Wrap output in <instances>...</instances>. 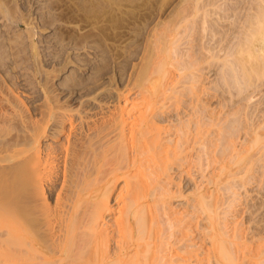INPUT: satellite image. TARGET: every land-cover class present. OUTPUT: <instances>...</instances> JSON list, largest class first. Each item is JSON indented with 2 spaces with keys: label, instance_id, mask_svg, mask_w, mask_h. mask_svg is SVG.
I'll return each mask as SVG.
<instances>
[{
  "label": "rangeland",
  "instance_id": "obj_1",
  "mask_svg": "<svg viewBox=\"0 0 264 264\" xmlns=\"http://www.w3.org/2000/svg\"><path fill=\"white\" fill-rule=\"evenodd\" d=\"M222 1L0 0L1 239L7 235L10 240V233L20 232L18 221L24 215L37 235H47L44 239L48 240L44 211L49 210L55 218L53 212L62 210L70 180L66 167L77 161V154L91 158L90 163L95 155L101 156L102 163L113 157L108 154L114 151L115 140L119 141L115 125L119 111L125 110L129 120L125 131L130 138V128L142 109L151 120L148 136L159 142L158 155L148 160L143 170L148 178L145 200L151 208L146 218L157 221L164 239L177 238L175 246L185 258L178 264H215L212 237L220 228L229 239L238 236L245 253L264 248V162L256 161L264 153V82L257 83L253 100L247 93L241 95L243 99L233 97L237 89L230 73H223L226 69L221 64L210 67L207 48L213 39L203 20L207 9H214L210 4H224ZM244 1L246 6L251 2ZM208 18L214 21L213 16ZM189 62H194L192 68ZM227 76L232 87L224 83ZM238 107L239 116L235 114ZM236 117L241 121L235 124L239 127L233 134L228 127ZM35 136L42 149L41 192L39 184L25 173L34 155L29 154L30 164L23 162L33 153L24 150H32ZM98 152H102L100 156ZM128 152L133 161L134 148L130 146ZM247 165L251 166L248 173L229 176ZM75 166L78 170L79 165ZM20 167H25V172ZM218 173L221 177L213 186L210 180ZM31 184L37 188L30 189L34 187ZM124 187L121 178L117 193L122 190L126 194ZM162 192L167 194L165 201L153 203ZM203 192L209 194L207 201L215 211L203 212L197 207ZM117 193L112 197L113 213L105 220L110 229L115 228L119 209L125 206ZM19 213L20 217L16 216ZM210 219L216 229L213 232H209ZM54 221L58 229L61 225ZM41 230L46 231L44 236ZM115 241L110 245L116 246ZM190 244L193 246L187 247Z\"/></svg>",
  "mask_w": 264,
  "mask_h": 264
},
{
  "label": "bare ground",
  "instance_id": "obj_2",
  "mask_svg": "<svg viewBox=\"0 0 264 264\" xmlns=\"http://www.w3.org/2000/svg\"><path fill=\"white\" fill-rule=\"evenodd\" d=\"M218 1H220L221 3L222 0H218ZM225 1L224 4L223 3L218 4L219 2L218 3L212 2L211 4L209 3L211 6H214V9L212 10L210 9L209 11L207 9L206 16L204 15L205 16L204 18L205 20H203L204 29L208 33L210 32L209 35H211L213 39V44L212 45L209 44L211 46L207 48V50L211 54L210 58L212 59L211 62H209V65H211L210 67L212 66L217 67L218 64H221V66L222 65L224 66V68L223 67L222 68L226 69L223 73L227 72L226 73L227 75L230 73L229 75L231 76L230 79L232 78L231 79L232 82L228 78L229 75L227 76L228 79L224 78L223 80L225 81L224 83L231 82L232 85L233 83L235 84L237 90H235V92H232L233 97H238L243 95V93H247L246 96L249 97L250 100L251 99L253 100V96L251 95L255 94V92L257 91L256 88L259 87L258 86L259 81L260 83L264 82L261 81L264 78V0H251V2L247 1L248 3L247 6L244 3L246 1L244 0H243L244 2L241 0L240 1L237 0L238 2H235V0H227V2ZM200 7L199 8L197 7L196 9L198 12L201 10ZM243 9L247 10V12L244 11L245 12L244 13ZM214 14L218 15L217 16L218 19L215 18ZM209 16H213L214 17L213 20L215 22L210 20L208 18ZM209 21H212L211 23H213L211 28L209 26ZM193 66H194V62L188 64L189 68L190 67L192 68ZM222 68L220 70H222ZM192 78H194V76ZM194 79H196V81H199V79L196 77ZM196 81H194V83ZM195 86L196 85H194V87ZM219 87L225 88L222 86ZM235 104L236 103H234V105ZM251 107L252 106L250 105L249 108ZM239 108L240 107H238L237 113L235 111V114L237 115L238 113H240ZM124 111L125 110L119 111L120 117L117 118L118 120L116 121L115 124L119 129V134H118L119 141L117 140L116 142L115 140V144L113 143L112 145L113 146L112 149L114 151H117L118 154L115 153L113 154L114 151L112 153L109 152L108 155L112 154L113 156V157H111V155L108 156L111 157L112 159L109 161L108 160L109 158L107 157L106 154L107 152L105 150L106 155L104 154L103 155L104 157H107L106 162L109 161L108 164L106 162L102 163L103 160L101 161V156H100L102 152L99 153L100 151L98 152L100 158L98 159L95 155L94 160H92L91 163H90L91 158L90 160H88L77 154L76 155L77 161H75V163L76 165L77 164L79 165V167H77L79 169L78 170L76 169L74 162H72L70 168L66 167V171L70 172L67 173L66 176L70 175L69 178L70 180L66 179L67 182L68 181L69 182L68 185L66 184L65 187L66 188L65 202L62 203V207H63L62 210H60V212L56 211V213L55 211L53 212L54 214L53 217L55 218L51 217L52 213H50L49 210L44 211V215L46 214L45 212H47V216L44 218L46 219L47 225L46 224L45 225L47 226L49 233L48 240L44 239L47 236V235L44 236V233L46 231H44V233L43 230H41L42 232H39L41 234L43 233L44 236L43 238L38 236L35 228L32 225L27 224L29 223L27 222V220L29 221V219L25 221L26 218L23 217L24 216L23 213L21 214L23 215L22 217H20V213H19L16 215L20 217V218L18 217L19 221L17 219L16 220L19 223L18 227L21 229L20 232L18 234L10 233V235H8V236L13 235L11 238L18 237V239L15 238L13 241V239L10 238L9 240L7 235L5 236L6 238L2 236L3 239H1L0 237V264H178L179 261L185 260V258L182 257L183 255L180 254V252L178 251V249L181 248H177V246H175L177 244L175 243L176 242L175 240H177V238H175L173 241L168 240L166 238L164 239V237L160 234V227L159 225H157V221L154 220L149 221L146 218L147 213L149 211L151 212V208L149 205L150 201L146 202L145 200L146 193L144 189L146 186L145 183L148 180V178H147V173H143L144 172L143 170H146L145 169L146 162H148V160H150L151 158L152 159L156 158V156L158 155L156 145L159 144V142L155 140L154 137L150 138L148 136V133L150 132L149 129L151 128L150 125L151 120L149 114L147 113L148 111L146 110L143 111L142 109L138 111L139 114L137 115V117H135L134 123L130 128L131 129L130 138L128 137V134L125 131L127 126V121L129 120L125 118L126 113H124ZM251 116L249 115L248 118L250 117L249 119H251ZM240 121L241 119L239 117H236L235 120L231 121L232 125L231 123H229L230 126L228 128H230L231 133L233 132L234 134L235 129L239 127V126L236 127V125H238ZM130 129L128 128V130ZM253 132L255 133L256 136H259L257 127H254ZM257 140L258 139L256 137L255 141ZM32 142H33L32 150H30L29 148L28 150L25 149L24 152L33 151V153L29 152L28 155L31 153L30 155L31 156L34 155V157H31L29 155L27 156V160L26 159L23 160V162L27 161L26 162L27 164L31 163V165H29L30 167L28 166L26 167V169L30 170L29 172H31L32 176L30 175V173H27V170L26 172L24 171L25 167H23L24 169L21 168L23 163L20 169H22V172L26 173V176H29L30 178L33 177L32 182L34 181V183L39 184L37 185V187L41 192V188H42L41 180L43 177L41 176V172L43 171L41 170L40 167L41 166L40 163L42 161L41 160L42 149L40 146V138L39 139L37 138L35 141L33 139ZM15 144L16 143H14V145ZM130 146L131 148L133 147L135 151V155H134L135 158L133 159V161H130L131 158L129 159L128 156L129 155L128 150ZM107 151H111L110 148H107ZM164 152L166 153V151ZM28 157L33 158V160L30 158V160H32L30 161V163H28V159H29ZM260 160L264 162V153L258 159H256V161H260ZM157 161L158 160H156L154 163L155 164L158 163ZM251 161L252 160L249 159L248 164H250ZM69 163L71 164V162ZM106 165L107 167H105ZM133 167H135L134 170H137L136 172L132 170ZM250 170H251L250 165H247L244 168L239 167L238 169H235V171L232 172L230 171L231 173L229 176L237 177L241 174L243 175L245 172L248 173ZM18 171L21 172V170ZM222 171L224 170L222 169ZM22 172L19 173L21 177H23V175H21ZM153 173L155 174V171ZM26 176L24 177L27 178ZM220 177L221 174L219 173L213 176L212 181L210 180L213 186H215V184L219 182L218 180L220 179ZM121 178L124 179V185H125L124 191H126V194H122L121 192L123 190L122 187H121L122 190L119 193H117L118 191L117 184ZM20 180L23 181L24 178ZM262 180H263L262 188H264V179ZM26 181L31 183V179L30 181L28 180ZM26 181L24 182L26 183ZM28 185L30 184L28 183ZM233 185L236 186L235 184ZM31 186L34 187L33 188L30 187V189L37 188L33 184H31ZM115 192L117 193V198L118 196H121L122 200L125 203L124 204L125 206L123 205L124 207H121L119 209L121 216L116 219L114 224L112 223L113 225H116L115 228L112 227L110 229L105 227L106 224L105 220L108 215L113 213L114 208L112 204V197ZM159 194L160 196L158 198L156 197V199L155 198L153 199V203L157 204L163 200L165 201L167 194L165 192ZM208 195L206 194V192H203L201 194V198H203V200H201L200 201L201 203H199V206H197L203 212H206L208 210H210L209 212L215 211V209H212L213 205L210 204L211 201L210 202L207 201L208 198L210 197V196L208 197ZM31 198H33V196ZM47 207L48 209L50 208L49 204H46L45 208ZM33 212L37 213V211H33ZM148 214L150 215V213ZM53 219L59 221L61 226H59L58 229L57 227H55V221L53 222ZM32 220L34 221V219ZM211 223L212 221L210 219V226H208L210 227L209 228L210 231L208 230L209 232L215 229L213 228L214 224ZM108 225H110V222ZM111 226L112 225H110V227ZM208 227L206 228L208 229ZM220 229L225 230L222 228ZM220 229L219 231L217 230L216 234H214L216 236L212 237L213 239L212 256L215 260V264H264V248H262L258 252L252 250L250 253H245L246 251L245 252L243 251L238 236L235 235L233 238L229 239V236L227 237L225 235L226 233L224 234L223 232L220 231ZM263 229L264 228H262V230ZM5 234H9V233L6 232ZM209 234L213 235V233H209ZM173 235L175 236L176 234ZM113 239L116 240L115 241L116 246L114 247L110 245V242H112ZM190 246L192 247L193 245L192 244L187 245V247ZM245 260H247V263L243 262Z\"/></svg>",
  "mask_w": 264,
  "mask_h": 264
}]
</instances>
